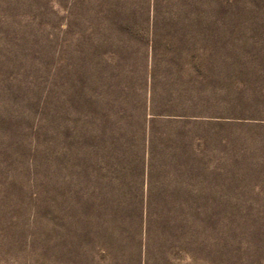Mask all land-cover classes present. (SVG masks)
<instances>
[{
    "label": "rangeland",
    "instance_id": "obj_1",
    "mask_svg": "<svg viewBox=\"0 0 264 264\" xmlns=\"http://www.w3.org/2000/svg\"><path fill=\"white\" fill-rule=\"evenodd\" d=\"M0 264H264V0H0Z\"/></svg>",
    "mask_w": 264,
    "mask_h": 264
}]
</instances>
